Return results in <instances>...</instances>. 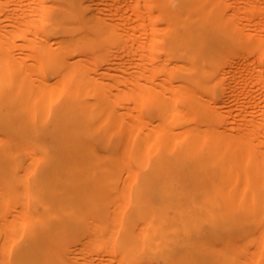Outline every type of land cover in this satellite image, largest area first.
Here are the masks:
<instances>
[{
    "label": "bare ground",
    "instance_id": "6f19581e",
    "mask_svg": "<svg viewBox=\"0 0 264 264\" xmlns=\"http://www.w3.org/2000/svg\"><path fill=\"white\" fill-rule=\"evenodd\" d=\"M0 264H264V0H0Z\"/></svg>",
    "mask_w": 264,
    "mask_h": 264
}]
</instances>
